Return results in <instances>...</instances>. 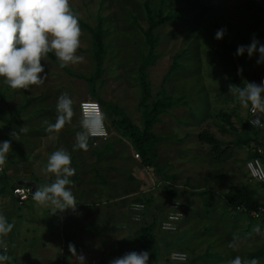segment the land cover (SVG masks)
<instances>
[{
  "label": "rangeland",
  "instance_id": "rangeland-1",
  "mask_svg": "<svg viewBox=\"0 0 264 264\" xmlns=\"http://www.w3.org/2000/svg\"><path fill=\"white\" fill-rule=\"evenodd\" d=\"M146 1L154 17L162 9L165 14L178 12L184 20L156 29L158 59L146 71L151 89L148 105L162 84L168 96L181 99L152 128L158 137L152 148L160 172L144 166L140 157L135 159L131 143L116 133L107 117L109 139L100 146L104 150L98 156L89 141L88 151L73 150L76 133L82 131L79 103L93 100L86 81L79 77H88L94 68L90 35L81 29L77 52L83 57L81 63L61 69L46 58L41 63L48 78L31 91L12 90L0 78V142L11 143L7 164L0 171V177L10 181L2 184L0 178V214L14 225L4 237L6 248L0 247V255L8 257L5 264H77L76 256L66 254L68 245H78L88 235L73 236L76 228L69 235L65 229L50 227L60 215L61 222L52 226L68 223L67 210L53 214L50 208L34 207L32 198L19 205L10 190L11 181L23 173L41 181L40 186L52 183L54 176L46 174V161L61 148L70 154L75 169L71 189H100L102 195L98 201L102 231L100 235L92 231L95 243L85 254L88 264L99 260L110 264L126 253L143 252L132 237L153 218L160 258L172 250L185 252L187 264H229L236 256L264 264V256L251 257L264 243V216L254 219L233 210L224 198L228 192L247 188L258 207L264 208V186L249 178L245 166L261 145L264 129L257 132L256 141L236 143L247 133L249 114L229 92V85H236L235 76L244 85L264 81V63L257 64V53L251 58L247 52L236 55L238 46L250 44L253 37L264 44V0H70L83 23L93 27L98 16L103 19L107 53L104 74L95 86L97 96L117 105L138 127L142 120L137 68L146 53ZM221 28L225 34L216 40ZM176 55L177 70L170 73ZM238 68L243 69L240 75ZM62 94L72 99L75 114L58 134L48 133L45 121L55 123ZM12 113L17 116L8 128ZM24 126L26 133L20 130ZM201 133L231 144L230 159L214 158L211 147L200 141ZM50 135L58 139H49ZM260 158L264 166V152ZM197 193H203V198ZM136 201L145 206L138 223L130 221L127 211ZM171 211L183 217L175 233L164 234L159 224ZM257 226L259 230L254 231ZM233 241L236 246L229 247Z\"/></svg>",
  "mask_w": 264,
  "mask_h": 264
},
{
  "label": "clouds",
  "instance_id": "clouds-1",
  "mask_svg": "<svg viewBox=\"0 0 264 264\" xmlns=\"http://www.w3.org/2000/svg\"><path fill=\"white\" fill-rule=\"evenodd\" d=\"M225 31L223 28L217 30L215 39H222ZM81 35L79 16L72 10L70 0H0V78L10 89L23 92L31 91L32 86L43 85L48 75L41 61L49 53L55 55L61 69L83 61V57L77 54ZM245 52L249 58L257 53V64L264 63V44L255 37L250 44L238 46L236 55ZM242 72V68L237 69L238 75ZM229 92L236 97L242 108H250L256 116L250 123L254 127H264V123H261L264 119V81L259 85L245 82L243 88L230 84ZM80 107L82 131L76 133L73 150L88 151L90 137L106 134V116L94 101L84 102ZM56 110L58 115L55 123L45 121L48 133L58 134L75 114L73 101L67 94L58 98ZM20 130L25 133L28 131L26 126ZM12 135L17 136L15 132ZM49 139H58V135H50ZM10 149V141L0 142V171L7 164ZM71 163L70 154L62 148L49 156L45 171L53 174L54 180L37 187L33 192L32 199L38 206L50 208L53 214L65 210L75 211L77 202L71 190L73 181L70 179L75 175V169ZM181 217L177 212V218ZM13 227V223L0 214V247L6 248L4 237ZM258 230L257 226L254 231ZM235 246L234 241L229 244V247ZM68 248L76 256L77 264H84L85 257L76 255L74 245L70 243ZM7 259L6 255H0V264H5ZM148 260V251H133L113 259L110 264H148ZM229 264H258V261L236 256Z\"/></svg>",
  "mask_w": 264,
  "mask_h": 264
},
{
  "label": "trees",
  "instance_id": "trees-1",
  "mask_svg": "<svg viewBox=\"0 0 264 264\" xmlns=\"http://www.w3.org/2000/svg\"><path fill=\"white\" fill-rule=\"evenodd\" d=\"M145 13L147 27L143 31V39L146 47V53L142 56L140 64L137 68V80L140 88L139 109L141 111V127L133 124L117 105L105 102L100 99L95 91L96 82L100 80L104 74L103 63L107 53L103 19L100 16L96 18V23L93 27L79 20L80 28L86 30L90 35L91 56L94 63L93 73L91 75L88 77H79L86 81L87 85L89 86L91 98L98 102V104L101 106L103 113L109 119L111 126L115 129L116 133L131 143L132 149L141 158V162L144 166L159 173L160 165L156 160V153L152 148L153 143L157 141L158 137L152 133V128L158 122L159 116L175 105L179 104L181 99L174 100L172 97L168 96L162 84L159 92L148 105V101L151 97V89L147 80L146 71L149 67L153 66L155 61L158 59V55L155 54V49L159 40L158 35L156 34V29L167 22L183 23L184 20L178 12H170L165 14L163 13L162 9L158 11L157 17H154L149 7L148 1L145 2ZM47 58L59 65V62L53 53H49ZM177 59L178 55L175 56L174 63L169 68L170 73H173L177 70L175 64ZM235 77L236 85L243 88L245 85L238 79L237 76ZM16 116V113H12L10 115V120L7 123L8 128H11L12 122L15 120ZM252 129L253 128L250 125L247 126V133H245L246 135L244 139H237L236 143L238 145H246L249 142L256 141L255 139L258 135L257 132L260 130ZM199 139L211 147L214 158L222 160L230 159L231 144H224L207 133L199 134ZM110 148L111 145L107 146V149ZM255 156L259 155L254 153L251 155L250 159ZM0 178L3 179L2 184L10 182L9 179L4 176H1ZM10 185L11 192L16 186H18L16 182L13 181H11ZM36 185L39 187L38 183H36ZM259 185L264 186L263 184ZM31 193L33 194V192ZM196 195L203 198L204 194L197 193ZM224 198L233 210L239 207L243 209L245 213H252L256 212L259 208L257 201L254 199L253 191H250L247 188L240 189L236 192H228L224 195ZM203 203L204 205L209 206L208 202L204 199ZM156 229V219L153 218L149 224L141 227L132 237L133 243L139 245L142 251H148V264H159L160 262V252L155 234ZM263 256L264 243L251 257L257 258Z\"/></svg>",
  "mask_w": 264,
  "mask_h": 264
},
{
  "label": "built area",
  "instance_id": "built-area-1",
  "mask_svg": "<svg viewBox=\"0 0 264 264\" xmlns=\"http://www.w3.org/2000/svg\"><path fill=\"white\" fill-rule=\"evenodd\" d=\"M87 101H94L91 99L84 100L79 103V115L80 118H82L81 114V104ZM96 102V101H94ZM98 103V102H96ZM99 105V104H98ZM100 106V105H99ZM101 108V106H100ZM102 110V109H101ZM249 114V125L254 130H261L264 129V127H254L250 121L255 119L256 116L253 115L251 109H248ZM261 123H264V119L261 120ZM106 128V125H105ZM109 139V131L106 128V134L101 135L98 137H90L89 141L91 144V147L93 148H100L101 145H103L105 142H107ZM264 152V138L261 141V145L255 149L254 153H256L259 156L252 157L249 159L246 163V170L248 173L249 178L257 183V184H263L264 185V166L262 164V160L260 158L261 154ZM138 154H135V159H138ZM31 189L25 186H16L12 190V194L14 198L16 199L17 203L19 205H22L24 202L28 201L30 198H32ZM138 206V207H134ZM241 211H244L241 208H237ZM129 211V217L130 221L134 223H138L141 221L144 213H145V206L141 202H132L128 205ZM250 217H253L254 219H258L262 216H264V208H258L256 212L248 213ZM181 222V218H177V212L171 211L169 212L165 218L160 222L159 229L164 234H172L175 233L178 230V226ZM165 264H187L188 261V255L183 251H170L169 254L165 257Z\"/></svg>",
  "mask_w": 264,
  "mask_h": 264
},
{
  "label": "crops",
  "instance_id": "crops-1",
  "mask_svg": "<svg viewBox=\"0 0 264 264\" xmlns=\"http://www.w3.org/2000/svg\"><path fill=\"white\" fill-rule=\"evenodd\" d=\"M92 149L95 152V153H93V152L92 153L97 155V156L99 155L98 153H101L104 150V148H102V147L98 148V149L97 148H92ZM71 164H73V163H71ZM32 172H33V170H32ZM46 174L49 175L50 173L46 172ZM95 176H98V174L95 173ZM21 179H24L27 181H33L34 180L35 183H38L39 187H40L41 181L37 182L36 178H30V176H28L27 174H24V173L21 174L20 176H18L17 180H15L14 182L21 180ZM72 192L76 198L77 206H76L75 211L67 210L68 216H70L67 220L68 223H65L66 222L65 221V222H62L59 227H57L56 225L52 226V224H54V223L58 224V222H61V220H60L61 215H60L56 218V220L54 222L53 221L51 222L50 227L52 229H56L57 231L59 229L60 230L65 229V230L69 231V233H68L69 235H72L70 230L76 228L77 232H75L73 234V236L81 235V234H84V236H86V234H87L88 236L83 240L82 243H79L78 245H74L76 254L83 255L84 257H86L85 254L87 253V250L94 247V243H95L94 239H93L94 237H93L92 231L94 232V234H98V235H100L101 231H102V225L99 221V211H98V205H99L98 201L102 195H101L100 189H95L92 191L91 190H83V189H80V190L74 189V190H72ZM37 206L38 205L34 204V207H37ZM100 215H102L104 217L106 215V213L102 211V213H100ZM48 227H49V225H48ZM169 252L170 251L165 253V255L163 257L159 258L160 259L159 264H165V260H166L165 257L169 254ZM66 254L67 255L71 254L69 252V249L66 251ZM86 260H87V258L85 259L84 264L89 263V261H86ZM94 263L101 264V261L100 260L95 261Z\"/></svg>",
  "mask_w": 264,
  "mask_h": 264
},
{
  "label": "water",
  "instance_id": "water-1",
  "mask_svg": "<svg viewBox=\"0 0 264 264\" xmlns=\"http://www.w3.org/2000/svg\"><path fill=\"white\" fill-rule=\"evenodd\" d=\"M16 184L18 186L28 187V188L31 189L32 192H34L35 189L37 188V185H36V183L34 181H27V180H24V179L16 181Z\"/></svg>",
  "mask_w": 264,
  "mask_h": 264
}]
</instances>
